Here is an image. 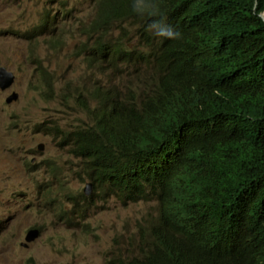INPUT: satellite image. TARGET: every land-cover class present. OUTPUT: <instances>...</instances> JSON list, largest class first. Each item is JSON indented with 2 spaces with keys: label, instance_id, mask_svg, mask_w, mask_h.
Listing matches in <instances>:
<instances>
[{
  "label": "trees",
  "instance_id": "trees-1",
  "mask_svg": "<svg viewBox=\"0 0 264 264\" xmlns=\"http://www.w3.org/2000/svg\"><path fill=\"white\" fill-rule=\"evenodd\" d=\"M159 4L181 39L147 31L132 0H101L85 56L116 63L143 46L155 88L132 102L99 92L93 126L67 137L106 196L158 201L138 254L109 264H264V0ZM126 23L132 49L110 38Z\"/></svg>",
  "mask_w": 264,
  "mask_h": 264
},
{
  "label": "rangeland",
  "instance_id": "rangeland-1",
  "mask_svg": "<svg viewBox=\"0 0 264 264\" xmlns=\"http://www.w3.org/2000/svg\"><path fill=\"white\" fill-rule=\"evenodd\" d=\"M97 3L0 0V68L14 77L0 90V264H106L111 253L134 252L138 226L157 217L153 200L102 198L85 162L61 144L60 132L91 125L82 102L95 105L98 90L124 95L139 80L121 62L86 59ZM119 32L111 40L127 47ZM31 229L41 231L34 243Z\"/></svg>",
  "mask_w": 264,
  "mask_h": 264
},
{
  "label": "clouds",
  "instance_id": "clouds-1",
  "mask_svg": "<svg viewBox=\"0 0 264 264\" xmlns=\"http://www.w3.org/2000/svg\"><path fill=\"white\" fill-rule=\"evenodd\" d=\"M100 5H101V0H98L97 7H96V16H95L97 18H98V13H99V10H100ZM132 10L137 16H139L141 18L148 17L151 20V22L148 23V25H147V31L151 32L154 36H156L158 38H162L164 40H169V41H176V40H179V39L182 38V33L180 31H178L177 29L173 28L167 22V16L163 13L161 5L159 4V0H132ZM253 10L255 11V8ZM256 15H257V17L260 20L264 21V11H258V12H256ZM95 20H96V18H95ZM93 22L91 23V25L93 24ZM91 25L89 26V32H92L91 31ZM126 28H127L128 32H126ZM118 29L120 31L119 32L120 35H122L125 38H126V35H129L130 38L132 39L131 41H136L135 42L136 45L139 44V39L137 38L135 28L131 27L130 24H128V23L123 24ZM89 32H85L83 34L86 37V39L91 38ZM136 45L134 46V48L136 47ZM127 47H129V44H128ZM128 54H131V59H129V60L127 59L125 61H123V60L119 61L118 60L116 62H121L122 65H125L126 67H129L131 69L139 70L138 83L135 85V87L133 89L128 90V92L126 94H124V95H120L118 93H116V94L115 93H110L108 91L103 93L104 95L107 94V95L111 96L115 101H119V102L123 101V100H129L128 102H132L133 100L137 99L140 95H144V94L150 93L151 90H153L155 88V83H156L155 80H154V75H153V71H152L153 63H152L151 59L148 58L149 51L146 48H144L143 46H139L135 50L131 51ZM86 59H88V58H86ZM105 62L112 63L110 61H98V62H96V64L105 63ZM113 65L115 67L116 63H113ZM7 73L10 74L9 72H7ZM10 75L13 76L12 74H10ZM12 85H13V83L5 91L9 90L12 87ZM99 92L100 91L98 90V93ZM98 93L96 95H94V98H93V101L95 102V105L86 106L85 102L81 103L82 107H83V111L88 114V116H89V118L91 119V122H92L90 126H88V127L86 126L87 129L91 128L93 126V124H94V120H93V116L91 114V111L93 109H95L100 104L99 101L94 100L95 98H98ZM8 100H12V101L9 102ZM15 100H17V96L13 94L11 97H9L7 99L6 102L8 104H11ZM84 106H86V107L84 108ZM81 130H84V128H81L79 130L60 132V134H61V136H60L61 144L65 148H71L72 143H70L67 140V137L71 133H74V132H77V131H81ZM43 149H44V146L42 144H40L38 146V150L42 151ZM84 162H85V166L82 168V170H83V172H87L88 164H87L86 161H84ZM90 183L93 185V183L91 181H90ZM93 187L97 191H99V194L101 195L102 198L106 199L105 194H104V192L101 189L96 188L94 185H93ZM116 197H120L124 201V199L121 196H116ZM149 200L155 201V211H156L157 216H158V212H157V202L158 201L155 200V199H146V200H140L137 203H133V202H131V203L132 204H138L139 202L149 201ZM124 202H126V201H124ZM153 223H155V220L154 221L145 220V224L144 225H139L138 226V228H137V236L139 237V240L136 243L134 252H128V253L120 254V255H114V254L111 253L109 255L107 261H106V264H109V261L111 259H113V258L114 259H123L125 257H132V256L137 255L138 252H139V248H140V241H141V237H142V231L146 227L149 228ZM31 231H37L38 234H39L38 237L35 240L31 241L32 243H34V242L39 240V238L41 236V231L39 229H31L26 234V237H25L26 241H27V236H28V234Z\"/></svg>",
  "mask_w": 264,
  "mask_h": 264
},
{
  "label": "water",
  "instance_id": "water-1",
  "mask_svg": "<svg viewBox=\"0 0 264 264\" xmlns=\"http://www.w3.org/2000/svg\"><path fill=\"white\" fill-rule=\"evenodd\" d=\"M14 81L13 76L8 74L4 69H0V90L5 91ZM11 102L12 100H8ZM37 231H31L27 236V241H33L38 237Z\"/></svg>",
  "mask_w": 264,
  "mask_h": 264
}]
</instances>
